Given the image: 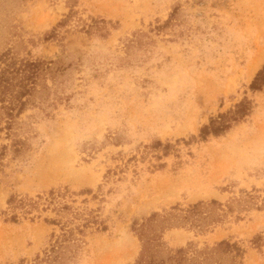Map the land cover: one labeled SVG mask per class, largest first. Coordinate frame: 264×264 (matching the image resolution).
<instances>
[{
    "label": "rangeland",
    "instance_id": "374dc122",
    "mask_svg": "<svg viewBox=\"0 0 264 264\" xmlns=\"http://www.w3.org/2000/svg\"><path fill=\"white\" fill-rule=\"evenodd\" d=\"M263 46L264 0H0V264H264Z\"/></svg>",
    "mask_w": 264,
    "mask_h": 264
},
{
    "label": "trees",
    "instance_id": "16d2710c",
    "mask_svg": "<svg viewBox=\"0 0 264 264\" xmlns=\"http://www.w3.org/2000/svg\"><path fill=\"white\" fill-rule=\"evenodd\" d=\"M264 87V66L255 76L250 85V89L253 91H259ZM249 104L247 102H241L236 110L227 114H219L216 119H210V124L200 131L201 139H206L209 135L218 136L228 131L231 127V122H236L243 119L249 113Z\"/></svg>",
    "mask_w": 264,
    "mask_h": 264
},
{
    "label": "bare ground",
    "instance_id": "6f19581e",
    "mask_svg": "<svg viewBox=\"0 0 264 264\" xmlns=\"http://www.w3.org/2000/svg\"><path fill=\"white\" fill-rule=\"evenodd\" d=\"M264 61V46L262 49H259V51L256 53L255 57L251 61L248 69H247V75L249 77L253 76L255 72L258 70V68L261 66V64Z\"/></svg>",
    "mask_w": 264,
    "mask_h": 264
}]
</instances>
